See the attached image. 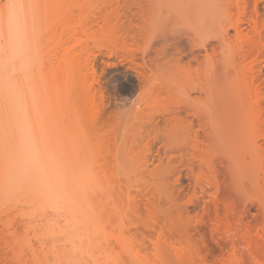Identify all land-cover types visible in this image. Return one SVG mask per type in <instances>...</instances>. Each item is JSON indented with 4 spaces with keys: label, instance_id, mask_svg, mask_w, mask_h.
<instances>
[{
    "label": "rangeland",
    "instance_id": "1",
    "mask_svg": "<svg viewBox=\"0 0 264 264\" xmlns=\"http://www.w3.org/2000/svg\"><path fill=\"white\" fill-rule=\"evenodd\" d=\"M72 2L74 3L75 0ZM76 3L83 7L79 10L83 9L82 11L86 12L92 24L89 22L91 25L89 33L78 36L80 44L76 47V52L80 55L75 63L71 83L73 90H79L81 87H86L82 90L87 88L90 90L89 98L83 97L77 102L81 107L85 101H88L86 104L89 107L86 111L80 109V114L73 111L68 131L69 138H65L62 134L59 136L61 132H58L56 127L52 128L53 125H51L39 133L38 138L41 140L37 139V143L39 142L38 147L39 144L41 145L39 149L42 153L40 154H42L41 157L43 156L45 165L49 166L47 167L49 170L55 171L58 168L59 172L66 169V172H78V170L81 172L84 169L85 173L87 172V176L91 179H87L90 181L87 184L90 183L91 187L96 188V192L93 190L94 192L88 196H91L93 202L103 203L105 217L108 219V221L103 220L106 225L102 227V231L98 230L100 232L97 233L98 237L96 236L98 244L101 241L103 246L101 248L106 249L111 257L118 258L119 253L122 252L120 250L125 249H123L124 245L120 249L116 237L119 235L121 238L123 235L133 244L130 247L134 246V249L140 252L141 259L146 257L144 258L146 264H163L162 262L165 264H264V237H261L262 234L264 235V165L260 164L261 159L264 163L263 138H257L254 130H251L252 133L249 132L247 122L244 131L237 136L239 139L233 136L210 140L204 137L198 139L169 137L158 115V112L168 104L166 96L163 94L158 102L147 110L143 104L145 99L140 92L133 66L127 62L118 65L122 59L121 56L126 57L124 51L116 50L120 48L117 46L121 43L119 30L123 32L124 29L129 28V23L136 24L135 18L139 17L135 4L132 5L134 0H80V3L78 0ZM263 5L264 3L259 7L257 26L264 39ZM79 10L77 8L73 12L81 17L82 15L77 12ZM78 19L73 16L72 22ZM102 25L103 28H101ZM110 27H113V41L115 39L117 43L114 41L110 44L108 35ZM132 29L133 27L130 31ZM117 31L118 33H115ZM131 35L132 31L129 39ZM150 36V42H153L152 49L158 48L162 41L157 35H153V32ZM156 36L159 40L155 41ZM129 39H127L128 44L131 43ZM139 43L142 44V42ZM108 48L114 50L117 55L108 54ZM153 51L151 50L148 55L153 56ZM140 58V54H137L135 62L141 63ZM239 62L240 68L233 74L232 80L235 85L233 87L247 93L251 87L250 79L260 72V96L257 97L253 89L251 92L253 101L258 100L263 112L261 119H264V51L259 50V47L251 42L245 47L244 57ZM118 66H121L118 73L107 75L108 70ZM42 72L46 74L48 69ZM49 81L53 83L51 79ZM138 107L144 109L141 117L136 115ZM156 124L161 127L155 128ZM261 125L262 123L260 133L264 131V124ZM60 130L64 131L63 128ZM61 136L65 139H61ZM1 138L3 140V137ZM63 141L65 142L62 143ZM18 143L19 145L16 144L15 147L21 148L22 142ZM3 144L1 143L0 146ZM257 145L263 148L258 150ZM251 150L254 152L251 153ZM256 151H262V155ZM49 164L54 165L53 168ZM261 167L262 171L259 170ZM253 168L255 171L259 168L255 176ZM250 174H253L254 178ZM6 185L0 183V195L3 197L0 196V264H59L62 261L61 264H64L70 251L75 250L71 247L78 248L73 245L78 243L77 245L85 246V241L81 243L82 240L79 241L80 239L75 237L72 231H69L72 237L77 238L74 241L76 244L72 246H70L72 243L68 241L70 237L66 236V241L62 233H56V235L52 233L51 237L49 232L50 237H47L48 235L46 236L44 232H48L46 229L49 226L56 225L60 232L67 231L62 224L65 219L61 221L62 218H58L53 208L40 207L44 201L37 197L38 200H42L43 204H40V201L33 199L34 195H31L33 200L31 196L28 197L25 193L26 187L23 189L26 195L12 192L16 193V196L12 195L14 198H11L10 194L6 196L5 191L3 192ZM86 188L84 190L87 191ZM109 191L112 194L110 198H108ZM17 194L22 196L21 199ZM82 194L84 196V192ZM117 206L123 209L120 210ZM67 228L70 230V227L67 226ZM81 228L84 229V226ZM85 229L86 231L83 232L86 233L87 227ZM85 233H82L83 236L86 235ZM100 237L103 240H100ZM125 242L128 243V241ZM156 247L161 248L162 256L155 255ZM57 249V253L62 254L58 257L59 259L55 260L47 255L46 250L51 254ZM101 251L103 250L98 253L100 254ZM256 251L261 253L256 254ZM64 254H67L65 259L61 258ZM95 254H97L96 251L93 254L94 257ZM126 254L120 253L121 256L118 259L121 264L132 263V259L130 260ZM101 255L96 256L100 258ZM182 255L183 257H180ZM71 257L76 256L70 255L68 258ZM85 257L86 259L82 260ZM75 259L74 264L80 263V260L81 264L92 261L85 253L78 255ZM142 261L138 262L145 264L144 261L141 263ZM68 262L65 264L70 263Z\"/></svg>",
    "mask_w": 264,
    "mask_h": 264
},
{
    "label": "bare ground",
    "instance_id": "2",
    "mask_svg": "<svg viewBox=\"0 0 264 264\" xmlns=\"http://www.w3.org/2000/svg\"><path fill=\"white\" fill-rule=\"evenodd\" d=\"M76 1L78 0H75L74 4L72 0H0V145L6 143L3 144L4 146H0V163L3 164V166L0 164V181L3 179L0 183L7 184L6 188L3 189L2 187L6 196L10 194L12 198V195L16 193L23 195L27 193L28 197L34 195L35 198L31 196V199L40 201V204L44 203L40 207L42 206L43 209L44 206L53 208V210H56L58 218H62L61 221L65 219L62 224L67 231L60 232L58 226L51 227L48 225L49 227L46 229L48 232L43 231L45 235H48H46L47 237H50V234L52 237L54 233L55 235L56 233H62L66 241L67 237H70L68 238V241L72 243L70 246L76 244L74 241L77 238L80 239L79 241L82 240L81 243L85 241L84 247L77 245L78 243L73 245L78 248L71 247L75 250H71L68 255L66 254L67 258L70 255L77 257L85 253L93 262L91 263L89 260L87 264H121L118 258L127 253L126 256L128 255L130 260L132 259V263L135 261L134 264H140L138 261L143 260L146 264V259H144L146 257L141 259L140 252L134 249V246L130 247L133 244L123 235H121V238L119 235L116 238L118 244H120V249L124 247L126 253L121 249L122 252H120L121 255L119 253L118 258L111 257L106 249L101 248L103 246L101 241L98 244L97 233L99 234V231H102V227H105V221H108V219L105 217L106 212L103 203L101 201L93 202L91 196H88L91 192H96V188L91 187L90 183L87 184L90 182L87 179L91 180L87 176V172L85 173L84 169L80 172L79 168L75 169L78 172L69 170V172H66L67 169L59 172L58 168H54L55 171L49 170L47 168L49 166L45 165L43 156L41 157L42 154H40L42 153L39 149L41 145L39 144L38 147L39 142L37 143V139H40L38 135L47 126L53 125L52 128L56 127L55 129L61 132L59 136L62 134L65 138H69L68 131L73 111L80 114V109L86 111L89 107L86 104L88 101H85L81 107L80 103L77 102L83 97L89 98L91 95L90 90L88 88L82 90L86 87L73 90L71 83L75 63L80 55L76 52V47L80 44L78 36L86 35L91 30L90 17L82 11L83 9L80 13L79 8L82 6H78ZM262 3H264V0H134L132 5L135 4L139 17L136 16L135 18L137 19L136 24L129 23V28L133 27L135 29L131 30V40L128 38L131 34L129 28L122 29L123 32L119 30V33H121L119 36L121 46L116 45L118 48L120 47L116 50L118 52L120 50L124 51L126 57L121 56L122 59L120 58L118 65L127 62L133 66L135 77L139 82L140 92L145 99L143 104L147 110L155 105L163 94L166 96L168 104L158 112V115L163 121L164 130L169 137L173 139L204 137L210 140L233 136V138L239 139L237 136H240V133L244 131L247 122L249 132L254 130V134L257 133V138H263L264 142V134H262L264 131L259 132L261 129L260 124H264V119H261L263 112L260 109L258 100L253 101L252 97L253 93L257 97L260 96V72L250 79L251 87H249L250 90L247 93L233 87L232 80L233 74L237 73L240 68L239 60L244 57V50L248 44L253 42L259 47V50L264 51V39L261 36V30L257 26L259 7ZM73 7L76 10L78 8L79 11L77 12L82 15L80 17L77 14L80 17L79 19L76 13L74 14L75 9ZM262 8H264V5ZM73 16L78 20L72 22ZM103 25L101 28H103ZM112 29L113 27L108 29L110 44L114 41V43H117L115 39L113 41ZM152 32L162 41L156 49H152L153 42H150ZM115 33H118V31ZM157 36L155 41L159 40ZM127 39L131 43L128 44ZM139 42H142V44ZM135 43L139 45L137 46ZM116 46L115 48H117ZM108 50V54L117 55L114 50L110 48ZM151 50H154V53L152 52L153 56L148 55ZM137 54H140L141 63L135 62ZM119 67L121 66L108 70L107 75L111 76L118 73ZM47 69L48 73L42 72ZM50 79L53 83H50ZM252 89L253 93L251 92ZM143 114V108L136 111V115L139 117ZM160 127L159 124L155 125L157 129ZM62 128L65 132L60 130ZM62 136L61 139H63ZM1 137H3V140ZM5 138L9 139L6 140ZM13 138L16 142L24 143L23 145L20 144L21 148H19L20 146L15 147L19 143H16ZM12 140L14 144L16 143L15 145L11 143ZM40 143L42 144L43 140ZM257 146L258 150L263 148ZM253 150H251V153ZM256 152H260V155L264 154L262 151ZM250 154H248L249 157ZM2 156L6 158L4 159ZM48 158L50 157L48 156ZM8 159L10 160L8 161ZM260 161L263 166V160ZM251 162H253V159ZM51 166L53 168L54 165ZM254 168L253 171H255ZM257 169L256 171H258ZM259 170L262 171V167ZM256 171L253 172L254 176ZM252 175L251 177L254 178ZM255 179L253 180L255 181ZM24 188L27 191L23 190ZM85 188L87 191L84 190ZM85 191L89 194H85ZM82 192H84V196ZM108 194V198H110L111 191ZM18 196L20 197V195ZM37 197L44 202L42 203V200H38ZM117 208L123 209L119 206ZM61 221L59 220V222ZM67 226L70 227V230ZM83 226L84 229L81 228ZM86 227L87 232L85 233L83 231H86ZM69 231H72L77 238L72 237V233ZM82 233L86 235L83 236ZM261 233L263 232L261 231ZM81 236L84 237V240L83 237L81 239ZM261 237H264V235L262 234ZM102 238L100 240H103ZM95 240L97 242H94ZM125 241H128V243ZM122 245L124 246L122 247ZM127 245L129 248H127ZM246 245L248 244L246 243ZM50 246L52 247V245ZM157 246L159 247L158 244ZM51 247L50 249L54 250ZM157 249L155 255L162 256L161 248L158 251ZM97 250H103L100 253L102 259L96 256L97 254L100 255ZM95 251L97 254L94 257ZM46 252L50 258L52 257L55 260L62 255H59L60 252L57 253L58 249L54 251L55 253L52 251V255L48 253L50 251L46 250ZM260 253L256 251V254ZM66 255L64 254V257L61 258L65 259ZM76 257L66 258L65 263L69 261L74 264ZM180 257H183V255ZM79 259L81 258L79 257ZM83 259H86V257ZM75 264H81V260L80 263Z\"/></svg>",
    "mask_w": 264,
    "mask_h": 264
}]
</instances>
